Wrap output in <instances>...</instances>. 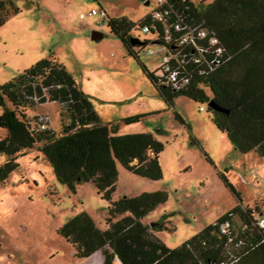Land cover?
<instances>
[{
	"label": "rangeland",
	"instance_id": "1",
	"mask_svg": "<svg viewBox=\"0 0 264 264\" xmlns=\"http://www.w3.org/2000/svg\"><path fill=\"white\" fill-rule=\"evenodd\" d=\"M9 1L8 8L13 9L0 27V84L41 59L54 58L67 67L102 121L112 123L117 134L149 132L165 144L160 155L163 177L150 179L118 163L112 198L166 191V202L142 221L160 223L153 232L168 247L191 239L241 203L220 171L226 172L244 205L253 207L263 195L264 155L238 151L214 124L208 101L180 94L170 104L148 78L142 63L152 71L161 66L162 46L153 41L154 36L141 29L131 32L150 41L136 47L138 59L111 33L108 17L126 16L138 22L157 9L158 0ZM191 1L198 6L203 2ZM94 9L97 13L91 14ZM94 32L104 36L95 39ZM24 111L31 120L48 115L55 132L63 130L67 120L57 102H36ZM176 112L185 123L176 118ZM135 114L144 116L132 124L123 121ZM6 132L0 128V138ZM193 136L199 143L192 142ZM39 145L18 156L19 166L0 184V264H103L100 251L87 258L75 256L73 245L59 230L84 211L101 229L106 228L109 201L99 195L92 181L78 184L75 191L61 182ZM6 160L7 155L0 154V164ZM125 215L118 214L116 220ZM235 220L240 223L237 216ZM223 226L228 229V224Z\"/></svg>",
	"mask_w": 264,
	"mask_h": 264
},
{
	"label": "trees",
	"instance_id": "2",
	"mask_svg": "<svg viewBox=\"0 0 264 264\" xmlns=\"http://www.w3.org/2000/svg\"><path fill=\"white\" fill-rule=\"evenodd\" d=\"M9 3L0 0V27L13 9L9 10ZM160 10L167 11L168 23L184 20L208 28L216 34L223 50L219 64L202 74V66L194 62L189 48L181 53V59L173 58L179 74L189 78L180 88L160 75V68L152 71L142 63L148 78L170 104L180 94L208 101V106L214 102L222 110L209 106L212 120L234 147L242 153L255 151L264 155V0H203L200 6L191 0H166ZM107 22L128 54L138 59L136 47L150 41L136 39L131 32L147 25L146 34L164 33L162 22L154 21L152 13L138 22L126 16L108 17ZM47 101L59 103L61 116H66L60 132L49 124L42 129L39 115L31 120L24 111L36 102ZM0 108V128L7 131L0 138V154L7 155L0 164V184L19 166L18 156L40 144L61 182L75 191L78 184L92 181L99 195L109 201L106 228L101 229L85 211L60 228L78 258L101 250L103 264H264V229L258 224L264 205L260 198L253 207L244 205L226 172L220 171L219 175L241 203L175 248L154 234L160 223L149 225L142 221L144 215L166 202V191L113 200L118 163L135 174L161 179L160 155L165 144L149 132L117 134L112 123L102 121L89 95L67 67L54 58L41 59L0 84ZM143 116L130 115L123 121L132 124ZM176 118L185 123L178 112ZM192 142L199 143L194 136ZM206 156L212 162L207 153ZM121 213L126 215L116 220ZM224 224H228V230Z\"/></svg>",
	"mask_w": 264,
	"mask_h": 264
},
{
	"label": "built area",
	"instance_id": "3",
	"mask_svg": "<svg viewBox=\"0 0 264 264\" xmlns=\"http://www.w3.org/2000/svg\"><path fill=\"white\" fill-rule=\"evenodd\" d=\"M158 1L159 6L152 12V18L154 21L162 22L164 27L163 35L153 34V41L162 46L159 74L166 76L168 82H171L176 88H180L188 82L189 78L179 74L178 67L172 64L173 58L176 60L181 59V53L189 48V52L193 54L194 62L202 66V68H199V73L202 74L207 71V68H215L219 64V56L222 55L223 49L219 45L220 41L216 34L201 24H193L184 20L168 23L165 17L167 11L160 10L166 0ZM95 13H97L96 9L91 11V14ZM148 30L149 26L147 25L142 29L143 32H148ZM202 42H207V45L202 44ZM149 53L151 55L156 54L153 50H149ZM39 121L41 122V128L44 129L48 127L50 117L46 114L39 115ZM259 202L264 205V193ZM262 208L264 209V206ZM258 215V224L264 229V212Z\"/></svg>",
	"mask_w": 264,
	"mask_h": 264
},
{
	"label": "water",
	"instance_id": "4",
	"mask_svg": "<svg viewBox=\"0 0 264 264\" xmlns=\"http://www.w3.org/2000/svg\"><path fill=\"white\" fill-rule=\"evenodd\" d=\"M92 36H93V38L98 39V38L104 36V34H100L98 32H94ZM136 39H139V38H136ZM142 43L146 44L147 42H142ZM209 106H211V107H213L215 109H221L222 110V108L217 106L214 102H209Z\"/></svg>",
	"mask_w": 264,
	"mask_h": 264
},
{
	"label": "crops",
	"instance_id": "5",
	"mask_svg": "<svg viewBox=\"0 0 264 264\" xmlns=\"http://www.w3.org/2000/svg\"><path fill=\"white\" fill-rule=\"evenodd\" d=\"M80 88H82L83 89V87H80ZM84 90V89H83ZM85 91V90H84ZM86 92V91H85ZM87 93V92H86ZM95 106V105H94ZM98 251H100L101 253H102V255L100 254V256L98 257V258H100V260L101 261H103L104 260V256H103V252L101 251V250H98ZM97 251V252H98Z\"/></svg>",
	"mask_w": 264,
	"mask_h": 264
}]
</instances>
